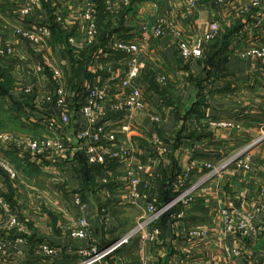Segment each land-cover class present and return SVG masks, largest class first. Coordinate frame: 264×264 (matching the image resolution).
<instances>
[{
    "label": "crops",
    "instance_id": "obj_1",
    "mask_svg": "<svg viewBox=\"0 0 264 264\" xmlns=\"http://www.w3.org/2000/svg\"><path fill=\"white\" fill-rule=\"evenodd\" d=\"M85 1L35 0V12L25 22L19 15L21 2L0 0V46L10 43L15 50L0 56V73L11 79L9 93L0 97V132L55 137L63 145L38 156L12 144L0 148V160L17 174L12 177L0 166V197L7 204H0V264H83L87 257L80 251L94 246L113 250L91 264H264V143L252 150L259 169L222 167L264 133V60L242 57L244 51L264 46L263 8L251 7L250 0H201L196 7L193 0H112L113 9L106 11L104 0H93L99 29L89 44ZM59 15L62 23L56 20ZM36 19L53 31L42 47L13 32ZM161 20L191 44L210 32L212 23L220 32L201 58L184 62L173 36H155ZM115 41L139 46L134 85L144 97L141 110L114 109L127 95L120 80L129 69L127 55L115 49ZM47 61L61 71L70 94L71 120L52 131L47 122L55 102L46 98L54 92L53 73L48 67L33 73ZM89 81L107 86L108 113L100 122L116 133L113 150L128 148L130 158H110L107 143L99 148L103 160H91L78 148L77 130L84 118L76 94ZM27 85L35 90L26 99L30 105L22 101ZM15 101L22 107L16 108ZM213 121L233 127L213 126ZM207 164L219 168L211 178ZM129 170L141 181L148 179L149 189L141 181L138 187L148 199L134 197ZM185 172L190 174L187 185L202 182L195 201L182 216L170 209L161 223L160 218L137 231L149 201L162 205ZM223 210L236 219L252 214L249 235L228 231ZM14 217L19 225H11ZM82 219L89 224V236H73ZM156 228L159 234L152 238ZM195 229L204 230L205 238H190ZM122 238L126 240L117 244ZM44 244L61 253H44Z\"/></svg>",
    "mask_w": 264,
    "mask_h": 264
},
{
    "label": "built area",
    "instance_id": "obj_2",
    "mask_svg": "<svg viewBox=\"0 0 264 264\" xmlns=\"http://www.w3.org/2000/svg\"><path fill=\"white\" fill-rule=\"evenodd\" d=\"M21 2V7L19 10V15L22 18L29 17L33 15L35 10V0H18ZM201 0H193L192 6L196 7ZM106 11H111L113 9L112 0H104ZM250 5L253 8H263L264 10V0H250ZM85 12L83 14L84 19L87 22V40L91 44L98 35V23L96 17V10L93 0L85 1ZM58 22H63V17L59 15L56 19ZM17 38L24 39L36 46H45L48 40L52 37L53 31L52 28L46 24L35 23L32 26H17L13 30ZM220 32V27L217 23H212L211 30L205 36L200 38L196 44H191L190 41L185 40L183 33L178 30L175 26L170 25L169 23L161 20L160 23L154 29V34L157 37L163 36H173L177 41L179 55L184 62H189L195 58H201L205 48L210 42H212ZM69 42L75 44L73 37L69 38ZM114 47L116 50H120L127 55V61L129 64V69L125 72L123 78L120 80L122 87L128 90L127 95L123 99L122 103H118L114 106L116 110L123 111H137L145 107L144 97L141 90L134 85V80L139 75L138 69V59L137 54L139 52V46L137 44H131L126 42L115 41ZM14 46L12 44H6L0 46V56H5L9 54H14ZM242 57L245 58H257L264 60V46L252 47L249 50H246L242 53ZM48 67L53 73V79L55 80L54 92L52 95H48L46 100L48 102H55V109L50 118V121L47 122L49 129L55 130L56 126L67 124L70 118V106H69V91L61 82V71L54 67L51 61H47V65H37L33 68L34 74H42L45 71V68ZM160 82H165V78L161 77ZM22 95H31L33 93V87L30 85L22 88ZM78 97V108L79 112L84 118L82 126L77 130L78 138V148L85 150L91 160H103L102 154L99 152V148L102 146V143L110 144L111 152L109 153L110 158L112 159H128L132 156V151L128 148H122L121 150H113L117 145V137L115 131L105 124H101V120L106 117L107 102H108V88L104 84L90 83L86 84L81 93H77ZM213 126H225L233 127V124L230 122H211ZM3 143L12 144L23 148L25 151L32 153L34 156L46 153L47 151L61 150L63 145L59 138L55 137H46L43 139H34L30 137H18L12 134L0 132V148H2ZM264 143V133L261 134L255 141L247 145L241 154L236 158H233L231 161H234L235 165L239 168H243L246 171H250L254 167L253 156L251 154L252 149ZM226 164V163H225ZM224 164V165H225ZM229 164V162H228ZM226 164V166H228ZM222 167H226V166ZM0 166L7 170L12 177H15L17 174L12 170L4 160H0ZM208 167H211V172L207 175V178L213 177L217 173V169L211 164H207ZM142 169V166H139ZM264 169V166L261 167ZM127 176L130 177L132 183L133 195L136 198H145L148 199V195L140 194L138 187L140 185L139 177L132 171L129 170ZM190 178L188 172L182 173L177 176L174 181V188L176 190V196L167 204H164L161 207H158L155 203V200L149 201L147 205V214L143 220L138 224L136 230H144L147 226L152 223L157 222L161 216L173 209L175 207L181 206L179 216L184 214V208L193 203L195 198V192L201 186V181L187 185V181ZM145 188L149 189L148 179H144ZM261 202L262 209H264V188L261 190ZM0 204L7 206L6 202L0 197ZM222 216L225 223V228L233 233H240L242 235H249L251 230V224L253 222L254 216L252 214H240L239 218L236 219L233 216V213L228 210H223ZM11 225H19V221L16 217L11 220ZM81 228L76 229L72 232L73 236L87 237L89 236V224L86 220L82 219L80 222ZM262 231L263 228H260ZM159 234V229L156 228L154 233H152V238ZM190 238L192 239H203L207 235L204 230L195 229L190 233ZM126 239H121L117 244L124 242ZM41 251L50 255L57 256L59 255L60 249L52 248L46 244L42 245ZM113 250V247L106 250L100 251L97 247H92L89 250H81L79 254L86 256L87 258L82 262L83 264H91L96 259L103 257L105 254ZM0 251L4 252V246L0 245Z\"/></svg>",
    "mask_w": 264,
    "mask_h": 264
},
{
    "label": "trees",
    "instance_id": "obj_3",
    "mask_svg": "<svg viewBox=\"0 0 264 264\" xmlns=\"http://www.w3.org/2000/svg\"><path fill=\"white\" fill-rule=\"evenodd\" d=\"M96 1H97V3H98L100 0H96ZM101 11H102V6H100V11H99V12H101ZM53 28H54V32H56V30L58 29V26L53 25ZM98 29H99V26H98ZM58 31L60 32L61 35H63L59 29H58ZM61 37H62V38H65V36H61ZM1 76L3 77V76H5V74L0 73V78H1ZM5 77H6V81H5ZM5 77H4V81H3V82H2V80L0 79V97H2L3 95L8 94L9 91H10V88H11V79H10V77H8V76H5ZM28 96H29V95H22V101H23V102H26L27 105H30V104H31V101L26 100V99L28 98ZM23 102H22V103H23ZM29 102H30V104H28ZM14 104H15L16 108H21V107H22V106L20 105V104H21L20 102L15 101ZM175 196H176V193L168 192L167 195H166V197L164 198L163 204L160 205V206H163L164 204H167V203L170 202ZM160 206L158 205V207H160ZM173 209H176L177 211H180V210H181V206H179V207H175V208H173ZM169 211H170V210H169ZM169 211L166 212V213L161 217V219L159 220L160 223H161V220H162L163 218H166V217L168 216ZM159 222H158V223H159Z\"/></svg>",
    "mask_w": 264,
    "mask_h": 264
},
{
    "label": "rangeland",
    "instance_id": "obj_4",
    "mask_svg": "<svg viewBox=\"0 0 264 264\" xmlns=\"http://www.w3.org/2000/svg\"><path fill=\"white\" fill-rule=\"evenodd\" d=\"M34 12H35V10H34ZM97 12H98V9H97ZM33 14H34V13H33ZM31 16H32V15H31ZM31 16H29V17H31ZM35 16H38V15L35 13ZM96 16H97V15H96ZM32 18H33V17H32ZM27 19H28V17H26L24 21L27 22ZM34 22H35V23H42V24L44 23V22H43L42 20H40V19H36V20H34ZM95 40H96V38L94 39V41H95ZM94 41L92 42V44L94 43ZM40 53H41V51H40ZM32 61H33V60H32ZM47 75L50 76L49 72L47 73ZM88 84H90V81L88 82ZM34 91H35V90H34ZM29 96H30V95H29ZM27 99H28V98H27ZM3 133H8V132L3 131ZM8 134H10V133H8ZM254 141H255V140H254ZM250 143H252V142H250ZM250 143H249V144H250ZM249 144H248V145H249ZM259 145H260V144H259ZM259 145H257V146H259ZM257 146H255V147H257ZM245 147H246V146H245ZM245 147H244V148H245ZM255 147H254V148H255ZM254 148H253V149H254ZM253 149H252V150H253ZM251 154H252V151H251ZM252 156H253V155H252ZM233 158H236V157H233ZM233 158H229L228 160H226V164H228V162H229V164H230V163H231V164H234L235 169H238V170H245V169H243V168H239V167H237V166L235 165L234 161H231ZM253 163H254V167H253L252 170H254L255 168H258V169L260 168V166H258V164L255 163L254 157H253ZM226 164H225L224 166H226ZM229 164H228V165H229ZM263 166H264V165H263ZM263 166H261V167H263ZM216 169L219 170V168H216ZM252 170H250V171H252ZM245 171H246V170H245ZM217 172H218V171H217ZM194 201H195V199H194ZM160 207H161V206H160ZM122 239H123V238H122Z\"/></svg>",
    "mask_w": 264,
    "mask_h": 264
},
{
    "label": "water",
    "instance_id": "obj_5",
    "mask_svg": "<svg viewBox=\"0 0 264 264\" xmlns=\"http://www.w3.org/2000/svg\"><path fill=\"white\" fill-rule=\"evenodd\" d=\"M231 164V163H230Z\"/></svg>",
    "mask_w": 264,
    "mask_h": 264
}]
</instances>
